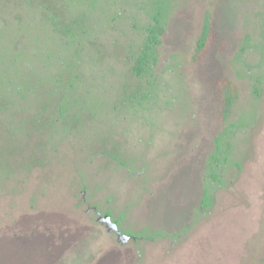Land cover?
Masks as SVG:
<instances>
[{"label": "rangeland", "instance_id": "1", "mask_svg": "<svg viewBox=\"0 0 264 264\" xmlns=\"http://www.w3.org/2000/svg\"><path fill=\"white\" fill-rule=\"evenodd\" d=\"M5 1L0 47L19 52L0 66V264H264V0H166L159 91L134 108L123 96L133 82L123 50L133 17L147 24L151 0H81L96 4L84 23L96 28L85 41L95 60L78 72L83 84L65 122L50 104L41 109L43 87L23 88L36 68L56 73L38 57L51 53L41 48L51 35L20 26L29 8ZM207 13L217 38L196 60ZM223 79L240 92L226 121ZM232 125V162L207 211L204 171ZM93 206L129 235L188 230L179 240L121 244Z\"/></svg>", "mask_w": 264, "mask_h": 264}, {"label": "trees", "instance_id": "2", "mask_svg": "<svg viewBox=\"0 0 264 264\" xmlns=\"http://www.w3.org/2000/svg\"><path fill=\"white\" fill-rule=\"evenodd\" d=\"M55 0L53 7L46 8L44 3H39L36 6L35 0H7L5 5L12 4L14 6L28 7V19L23 20L20 26L29 23L30 27L37 23L39 25L41 35H51V38L46 39L43 49H48L50 52H41L39 55V63H43V66L48 68L54 67L56 73L54 76H48V71L43 69H35V77L32 80H25L26 90L33 91V87L38 89L43 87L42 94L45 97V104L41 106L44 111L47 110L46 104H50V107L56 111L58 118L66 121L67 114H70V110L73 107L71 96L79 94L77 87H82L81 68L83 64L91 65L95 60L92 51L94 47H88L85 41H91V37L95 32V27L92 25L84 24L90 19V10L88 6H91L94 10L95 1L90 5H83L81 0ZM78 2L77 4H74ZM86 3V2H85ZM19 4V5H18ZM152 13H147L149 20L147 24L140 29L137 24L138 16L133 17L134 32L129 34V43L123 50V57L125 65L128 66L129 76L133 82L123 88V96L129 100V107L134 108L136 106L143 105V102L139 100L150 98L155 92L159 91L163 63L162 47L164 45V34L166 20V11L168 1L155 0L149 2ZM134 8L146 10L144 6L134 3ZM2 7V6H1ZM82 7L85 11H82ZM79 13H73L78 12ZM37 16V20H36ZM86 25V27H85ZM18 26V25H17ZM19 27V26H18ZM141 33L140 35H136ZM32 36H25V39H31ZM216 33L212 24L211 15L207 13L204 19V25L202 32L197 40V46L195 50L196 60L200 59L210 45L216 39ZM20 41V40H19ZM17 41V42H19ZM96 41V40H94ZM34 42V41H32ZM92 42V41H91ZM35 43V42H34ZM15 45L0 47L4 51V55L1 57L0 66L5 64V61L9 59L10 55L15 52H19V48ZM16 49V50H14ZM86 51V52H85ZM28 54H32V51H28ZM3 54V52H2ZM23 56L25 54H22ZM15 62H17L15 60ZM11 64L8 65V68ZM1 70V68H0ZM47 73V76L42 73ZM38 77V78H36ZM36 78V79H35ZM9 83V80L6 81ZM18 81L14 82L17 85ZM88 85V84H87ZM16 89L17 92H21V88ZM220 100L222 103V120L226 121L232 112L234 104L238 101L240 92L233 80L223 79L219 83ZM257 94L259 89L256 88ZM14 95V94H12ZM21 96V95H20ZM23 97V96H21ZM56 99L55 103H50L51 100ZM77 102V101H76ZM235 125L230 128H226L224 132L216 137V149L209 158V162L206 165L204 171V195L202 200V208L209 210L214 203L213 185L221 184L222 175L225 167L232 162L231 153L233 144L231 138L234 136ZM237 130V128H236ZM120 162V160H119ZM108 214H111L107 212ZM121 225V222L116 221ZM188 230L185 227L180 233H166L163 231H149L145 230L136 234L137 239L143 240H157L163 237L173 240H179L183 234ZM132 235V234H131Z\"/></svg>", "mask_w": 264, "mask_h": 264}, {"label": "water", "instance_id": "3", "mask_svg": "<svg viewBox=\"0 0 264 264\" xmlns=\"http://www.w3.org/2000/svg\"><path fill=\"white\" fill-rule=\"evenodd\" d=\"M100 223H104L107 227L110 233H115L121 244L127 243L131 239V235H128L124 233L120 225L117 222H114L112 217L110 215H105L99 219Z\"/></svg>", "mask_w": 264, "mask_h": 264}, {"label": "flooded vegetation", "instance_id": "4", "mask_svg": "<svg viewBox=\"0 0 264 264\" xmlns=\"http://www.w3.org/2000/svg\"><path fill=\"white\" fill-rule=\"evenodd\" d=\"M90 209H93L94 210V212L97 214V216H98V221H99V219L101 218V217H103V216H105V215H110L111 217H112V219H113V221L114 222H116V220L113 218V216H112V214H108L107 212H102L100 209H99V207L98 206H93V207H90ZM100 224H102L103 226H105L106 227V229L108 230V227L104 224V223H100ZM120 225V224H119ZM120 228H121V225H120ZM122 230V229H121ZM109 231V230H108ZM113 234H115V233H113ZM127 234V233H126ZM116 235V234H115ZM129 235V234H128ZM117 236V235H116ZM132 237H131V239H136V237L134 236V235H131ZM117 238H118V236H117ZM118 241H119V238H118ZM120 242V241H119Z\"/></svg>", "mask_w": 264, "mask_h": 264}]
</instances>
